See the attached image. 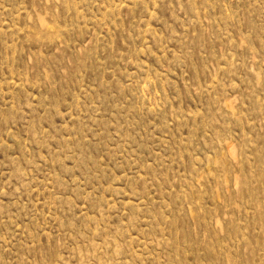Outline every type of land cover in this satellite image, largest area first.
I'll list each match as a JSON object with an SVG mask.
<instances>
[{"label": "rangeland", "instance_id": "1", "mask_svg": "<svg viewBox=\"0 0 264 264\" xmlns=\"http://www.w3.org/2000/svg\"><path fill=\"white\" fill-rule=\"evenodd\" d=\"M0 264H264V0H0Z\"/></svg>", "mask_w": 264, "mask_h": 264}]
</instances>
